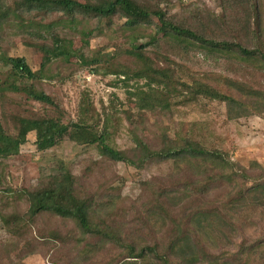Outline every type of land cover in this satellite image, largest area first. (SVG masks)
<instances>
[{
  "label": "trees",
  "instance_id": "trees-1",
  "mask_svg": "<svg viewBox=\"0 0 264 264\" xmlns=\"http://www.w3.org/2000/svg\"><path fill=\"white\" fill-rule=\"evenodd\" d=\"M169 1L0 0V41L11 45L17 37L42 57L33 70L24 56L0 53L5 69L1 96L5 91L15 97L7 105L15 111L11 128L0 118V159L16 154L33 132L37 151L67 137L108 161L137 170L150 162H170L165 177L142 181L141 195L130 207L118 205L115 193L79 189L78 177L67 170L43 175L15 195L28 202L22 214L26 222L40 213L72 220L82 235L77 242L84 257L111 245L112 264H134L150 256L157 264H245L264 246V234L245 238L235 217L246 209L264 214L263 165L252 161L246 167L231 160L193 127L176 130L173 136L165 128L157 148L134 135L130 150L119 149L109 143L110 130L100 125L89 100L80 101L75 121L62 124L58 118L66 111L60 100L39 84L52 58L77 57L124 83L144 82L145 88L137 87L127 97L136 100L141 115L169 108L176 97L182 103L199 98L223 102L229 120L263 115L264 0H221V14L196 4L170 12L161 6ZM81 23L88 26L78 29ZM141 25L153 29L146 41L138 43L134 35L113 51L92 58L83 52L92 35L106 27L133 30ZM76 37L81 45L73 48ZM211 65L218 69L215 77L204 68ZM183 68L191 78L181 76ZM28 101L34 110L26 107ZM234 229L241 234L236 248L212 252L213 239L221 233L229 237Z\"/></svg>",
  "mask_w": 264,
  "mask_h": 264
},
{
  "label": "rangeland",
  "instance_id": "rangeland-1",
  "mask_svg": "<svg viewBox=\"0 0 264 264\" xmlns=\"http://www.w3.org/2000/svg\"><path fill=\"white\" fill-rule=\"evenodd\" d=\"M195 4L217 14L222 13L221 0H170L161 6L170 12H179L181 5L188 7ZM87 26L88 23H81L77 28ZM152 31V27L144 25L133 30L106 27L92 35L82 49L86 56L92 58L113 51L116 46H125L134 35H137L138 43L146 41L153 34ZM12 42L8 45L0 41V53L24 56L33 70L40 67L42 57L39 52L17 37ZM80 45L79 39L74 38L72 47ZM99 68L94 64H82L77 57L67 60L64 57L52 58L45 66L44 72L49 78L44 77L39 84L60 100L66 111L64 117L61 115L58 118L62 124H66L68 119L75 121L80 101L87 99L99 115L100 125L107 124L110 130L109 143L119 149L130 150L134 135L150 147L157 148L158 136L165 128V132L173 136L176 130L193 127L194 132L207 143L227 151L231 160L246 167L252 161L264 166V113L261 116L229 120L223 102L199 98L182 103L180 97H176L171 100L169 108L161 111L144 110L141 115L136 100L127 101V97L129 91L137 87L145 88L144 82L135 80L124 83L118 79L120 77L104 74V68ZM204 68L210 69L213 73L211 77L218 73V69L212 65ZM4 70L0 64V79L4 76ZM176 70L180 77V67ZM181 76L191 78L185 68L181 70ZM4 94L3 102L0 91V118L6 121L4 125L7 128H11L10 115L14 110L11 105H7L15 97L9 92L4 91ZM28 102L30 104L26 107L34 110L35 106L31 101ZM193 122L196 123L191 126ZM33 135V132L28 133L27 142L20 146L16 154L0 159V264H112L115 249L111 245L102 247L93 256L79 255L81 245L77 239L82 235L72 220L40 213L33 221L26 222L22 214L28 202L23 195L16 197V190L35 185L43 175L67 170L78 177L79 189L101 194L115 193L119 197L118 205L130 207L141 195L142 181L165 177L171 169L170 162H150L137 170L123 162L108 161L93 148L76 144L67 137L47 150L37 151ZM7 188H11L12 192L7 191ZM235 221L242 224V233L249 240L264 234V214L259 210L246 209L235 217ZM231 233L229 237L221 233L219 239L214 238L211 251L216 253L219 248L234 250L241 234L240 231L235 233V229ZM133 262L157 264L151 256L144 261L137 259ZM245 264H264V246L250 255Z\"/></svg>",
  "mask_w": 264,
  "mask_h": 264
}]
</instances>
